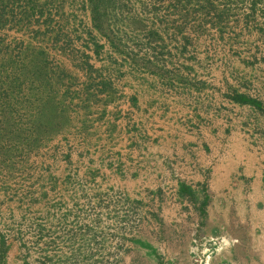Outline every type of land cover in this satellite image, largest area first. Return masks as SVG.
<instances>
[{
	"label": "crops",
	"instance_id": "crops-1",
	"mask_svg": "<svg viewBox=\"0 0 264 264\" xmlns=\"http://www.w3.org/2000/svg\"><path fill=\"white\" fill-rule=\"evenodd\" d=\"M227 2L190 10L174 0L168 14L152 11L119 33L96 28L84 58L60 59L49 77L67 121L51 140L56 149L67 146L56 163L71 171L57 169L55 179L81 182L77 191L87 183L110 197L150 199L176 226H197L200 234L222 225L219 212H236L237 225L261 234L254 231L246 256L233 264H264V112L232 98L264 103V75H251L264 67V40L250 52L240 43L246 30L224 14ZM208 3L221 5L222 15ZM183 183L196 199L180 195ZM8 195L2 192L6 202ZM17 215L0 203V264H33L10 219ZM35 223L42 232L45 221Z\"/></svg>",
	"mask_w": 264,
	"mask_h": 264
},
{
	"label": "rangeland",
	"instance_id": "rangeland-1",
	"mask_svg": "<svg viewBox=\"0 0 264 264\" xmlns=\"http://www.w3.org/2000/svg\"><path fill=\"white\" fill-rule=\"evenodd\" d=\"M34 1L37 7L32 12L26 0L11 1L9 20L0 27V203H8L18 213L19 217L10 219L20 226L32 263L233 264L245 257L254 242V231L255 235L261 233L246 223L237 225L233 221L239 217L236 212H219L222 225L200 234L197 226L182 222L176 226L171 221L173 214L167 209L155 210L150 199L141 203L110 197L88 189L87 183L86 189L74 190L82 183L55 179L57 169L71 171L70 164L63 168L56 163V156L64 155L67 146L56 149L51 138L38 136L34 130L44 96L51 90L55 95L54 84L46 75H53L60 59L64 64L84 58L96 28L119 33L129 24L143 23L152 11L168 14L174 0H103L100 10L105 15L100 26L94 23L92 9L100 0ZM188 1L190 10L207 2ZM208 6L214 14H221V5ZM227 6L224 14L233 15L232 24L239 22L244 27L240 43L250 52L253 47L249 45L264 40V0H228ZM221 15H215L216 20ZM254 74L263 76L264 67L252 69ZM34 139L39 144L30 147ZM7 191L6 202L2 192ZM41 221L46 225L43 231L33 229Z\"/></svg>",
	"mask_w": 264,
	"mask_h": 264
},
{
	"label": "trees",
	"instance_id": "trees-1",
	"mask_svg": "<svg viewBox=\"0 0 264 264\" xmlns=\"http://www.w3.org/2000/svg\"><path fill=\"white\" fill-rule=\"evenodd\" d=\"M13 1V0H0V27L5 25L8 22V16H7V12H8V4ZM90 1H94V0H90ZM103 0H100L99 3H96L93 6V18H94V23L96 26H100L99 25V20H101L102 15H105V10L101 11L100 7L102 5ZM25 5H27V7L30 9V11H34L36 10V1L34 0H26ZM101 31H104V29ZM46 77H49L46 75ZM50 85V84H49ZM51 87V86H50ZM45 98H43V102L41 103V110H40V116L39 119L38 117L34 120V130L38 133V136H41L43 134L46 135V137L51 138L53 136V134L57 133L59 131V129L61 128L62 125H64L67 121V108L64 106H61V103L56 100V97L53 93V90H51L50 94H47V96H44ZM234 99V101L236 102H240V103H247V104H251L254 105L255 107H257L258 109L262 110L264 112V103H262L261 101H258L256 98H252L249 97L245 94H236L232 97ZM37 125V126H36ZM37 129V130H36ZM37 139L33 140V144H31L30 147H32L34 144L38 145V142H35ZM38 143V144H37ZM1 152V151H0ZM5 152L8 155H11L10 153L12 152H7L5 150ZM180 195L182 197H188V198H192V199H196L195 197V193L193 191V189L186 184H180V189H179ZM206 204V200L201 201V213H204V207ZM4 242V237L3 240ZM46 258L48 257V259H52V257H50L48 254L45 256Z\"/></svg>",
	"mask_w": 264,
	"mask_h": 264
}]
</instances>
